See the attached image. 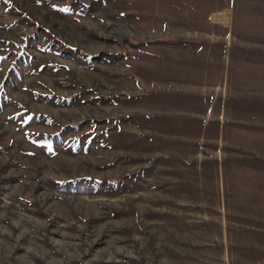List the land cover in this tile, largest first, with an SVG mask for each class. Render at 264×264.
<instances>
[{"label": "rangeland", "instance_id": "374dc122", "mask_svg": "<svg viewBox=\"0 0 264 264\" xmlns=\"http://www.w3.org/2000/svg\"><path fill=\"white\" fill-rule=\"evenodd\" d=\"M0 264H264V0H0Z\"/></svg>", "mask_w": 264, "mask_h": 264}]
</instances>
